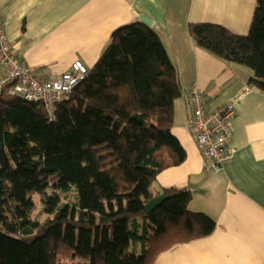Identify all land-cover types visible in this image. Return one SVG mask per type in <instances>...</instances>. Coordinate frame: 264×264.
Segmentation results:
<instances>
[{"label":"trees","instance_id":"1","mask_svg":"<svg viewBox=\"0 0 264 264\" xmlns=\"http://www.w3.org/2000/svg\"><path fill=\"white\" fill-rule=\"evenodd\" d=\"M187 30L198 47L251 70L250 88L264 95V0H256L246 36L208 23ZM181 96L158 34L135 22L112 32L85 79L52 111L0 97V264H57L59 256L154 264L160 253L211 235L216 223L188 210V189L151 191L158 174L185 159L171 133ZM50 185L73 189L75 203L46 195ZM35 194L52 215L42 224L31 218ZM138 244L140 253L130 249Z\"/></svg>","mask_w":264,"mask_h":264},{"label":"crops","instance_id":"2","mask_svg":"<svg viewBox=\"0 0 264 264\" xmlns=\"http://www.w3.org/2000/svg\"><path fill=\"white\" fill-rule=\"evenodd\" d=\"M255 5L256 0H0L12 52L43 81L58 78L76 61L90 70L114 30L141 23L140 17L151 21L178 72L182 96L174 105L171 133L185 152L181 164L158 174L151 191L188 189V210L216 223L211 235L160 253L154 264H264V95L250 88L251 70L214 57L187 30L188 24L208 23L246 36ZM191 85L202 91L208 111L240 95L232 121L234 152L220 174L208 168L187 131Z\"/></svg>","mask_w":264,"mask_h":264},{"label":"built area","instance_id":"3","mask_svg":"<svg viewBox=\"0 0 264 264\" xmlns=\"http://www.w3.org/2000/svg\"><path fill=\"white\" fill-rule=\"evenodd\" d=\"M0 68V97L10 95L28 102L42 103L48 111H52L55 104L66 100L88 74L87 68L76 61L58 78L46 81L38 79L24 61L15 57L1 21ZM239 97L237 94L224 106L208 111L202 91L196 85L189 88L188 104L192 108V116L187 131L208 168L215 174L224 171L225 164L231 160L234 152L230 142L232 121L236 114L235 103Z\"/></svg>","mask_w":264,"mask_h":264},{"label":"rangeland","instance_id":"4","mask_svg":"<svg viewBox=\"0 0 264 264\" xmlns=\"http://www.w3.org/2000/svg\"><path fill=\"white\" fill-rule=\"evenodd\" d=\"M45 194L58 196L59 204H74L76 201V194L73 189L69 191L68 193H63L59 190L52 188V186L50 185L49 188L46 190ZM32 198L34 202V208L32 210L31 218L35 222L42 224L47 219L51 218L52 215L44 211L45 206L42 201L41 195L35 194L32 196ZM139 246H140V249H137V245L134 246V249L135 251H137V253H140V250H141V245L139 244ZM132 250H133V247H132ZM56 262L57 264H83L84 260L79 259V258L73 260L68 257L59 256L57 257Z\"/></svg>","mask_w":264,"mask_h":264},{"label":"water","instance_id":"5","mask_svg":"<svg viewBox=\"0 0 264 264\" xmlns=\"http://www.w3.org/2000/svg\"><path fill=\"white\" fill-rule=\"evenodd\" d=\"M140 22L144 25H146L147 27H149L151 25V21L145 17H140L139 18ZM165 199L164 195H160L156 198H153L151 201H149L144 209L147 213H150L152 210H154L163 200Z\"/></svg>","mask_w":264,"mask_h":264}]
</instances>
